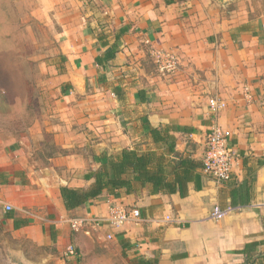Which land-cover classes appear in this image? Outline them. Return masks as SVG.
Instances as JSON below:
<instances>
[{"label":"crops","instance_id":"crops-1","mask_svg":"<svg viewBox=\"0 0 264 264\" xmlns=\"http://www.w3.org/2000/svg\"><path fill=\"white\" fill-rule=\"evenodd\" d=\"M29 3L57 26L43 66L53 100L26 131L0 137V228L52 251L20 262L264 264V0ZM155 49L177 55L172 77L156 74ZM215 96L226 104L217 115L207 105ZM213 122L236 153L220 184L202 170ZM123 150L147 156L162 186L128 173V188L66 210L61 188L91 190L86 176ZM113 206L137 209L139 221L71 230L70 219L106 218Z\"/></svg>","mask_w":264,"mask_h":264},{"label":"rangeland","instance_id":"rangeland-1","mask_svg":"<svg viewBox=\"0 0 264 264\" xmlns=\"http://www.w3.org/2000/svg\"><path fill=\"white\" fill-rule=\"evenodd\" d=\"M40 5L29 0H0L2 138L16 137L26 131L46 112L50 99L53 100L43 89L46 78L43 66L55 51L57 26L35 17L34 12ZM50 152L56 154L53 148ZM49 251L52 248H36L0 228V264H22V254L25 258L37 259Z\"/></svg>","mask_w":264,"mask_h":264},{"label":"built area","instance_id":"built-area-1","mask_svg":"<svg viewBox=\"0 0 264 264\" xmlns=\"http://www.w3.org/2000/svg\"><path fill=\"white\" fill-rule=\"evenodd\" d=\"M152 63L159 77L168 79L179 70V59L177 55L170 50L155 49L151 52ZM247 95L248 90L244 89ZM207 105L211 113L217 115L225 108V103L218 97L209 98ZM236 157L235 151L229 145L228 135L217 123L213 122L205 136L204 154L202 158L203 172L212 178L217 184L224 183L231 178L232 166ZM9 206H5V211H10ZM233 209L227 207L224 210L215 208L212 217L221 219ZM139 211L137 209H124L122 207H110L106 218H77L70 219L69 226L72 231H81L86 226L98 229L100 227H110L112 229L121 228L126 222H138ZM167 221H173L166 218ZM111 236H107L110 240ZM65 255L75 257L76 252L73 246L68 245L65 249Z\"/></svg>","mask_w":264,"mask_h":264},{"label":"trees","instance_id":"trees-1","mask_svg":"<svg viewBox=\"0 0 264 264\" xmlns=\"http://www.w3.org/2000/svg\"><path fill=\"white\" fill-rule=\"evenodd\" d=\"M151 160L147 156H136L134 152L123 150L117 158L108 160L98 173L86 176L94 178V187L89 191L61 188V198L66 210H72L88 200L97 198L103 190L113 193L121 188H128L129 182L124 178L128 173L134 174L137 181L147 182L154 189L160 188L161 179L147 167ZM26 224V221H14V228Z\"/></svg>","mask_w":264,"mask_h":264}]
</instances>
